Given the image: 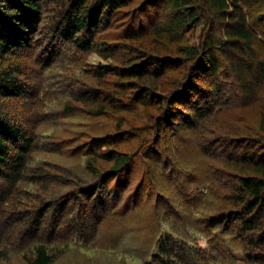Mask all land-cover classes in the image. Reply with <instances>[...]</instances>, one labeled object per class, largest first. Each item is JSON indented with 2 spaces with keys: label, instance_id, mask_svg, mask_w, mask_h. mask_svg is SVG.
Returning <instances> with one entry per match:
<instances>
[{
  "label": "rangeland",
  "instance_id": "rangeland-1",
  "mask_svg": "<svg viewBox=\"0 0 264 264\" xmlns=\"http://www.w3.org/2000/svg\"><path fill=\"white\" fill-rule=\"evenodd\" d=\"M64 1L47 0L41 12L43 21L37 26L41 35L2 63L22 65L15 75L28 94L0 97V110L35 143L30 165L43 167L54 180L47 188L19 184V190L29 189V196L16 195L15 190L6 192L10 206L0 202V264H28L36 243L47 245L53 256L51 264H151L149 255L163 233L204 249L208 246L204 234L208 232L207 219L219 218L225 225L229 216L240 214L239 178L256 173L240 160V147L253 150L255 155L264 151V79L252 76L254 90L247 95L220 53V68L213 77L219 95L211 94L204 118L191 126L180 128L176 124L159 130L168 100L191 80L194 61L185 60L177 47L201 49L204 39L212 34L225 39L223 20L214 15L211 24L202 22L172 35L169 44L151 33L152 29H162L172 16L165 0H131L115 11L108 23L103 19L100 24L96 45L102 48L106 43L113 55L104 59L95 50L81 51L53 36L50 27L63 11ZM256 1L260 3L252 4L251 16L242 2L237 6L249 16L248 25L257 34L254 55L264 59V0ZM92 3L97 4V0ZM51 39L52 49L43 52ZM50 53L53 63L44 69ZM139 56L155 57L162 63L158 85L150 88V97L144 102L139 97L147 83L121 79L118 69L115 71L125 69L124 63ZM102 67L112 72L99 75ZM208 84L203 78L199 80L201 90ZM78 94L99 95L107 108L102 113L92 111L96 105L76 101ZM108 96L113 98L109 102L105 100ZM68 105L70 110H65ZM109 153L127 154L130 164L119 178L113 175L107 179L106 191L117 196L97 224L86 214L87 199L83 196L64 207L63 224L56 230L47 225L35 233L24 220H12L14 207L33 211L41 202L78 195L80 186L99 181L95 174L111 175L112 162L104 158ZM50 216L48 213L46 219ZM263 229L264 218L255 230ZM240 232L238 221L229 224L222 244L232 251L220 256L219 264H257L247 259L248 248L239 239Z\"/></svg>",
  "mask_w": 264,
  "mask_h": 264
},
{
  "label": "trees",
  "instance_id": "trees-1",
  "mask_svg": "<svg viewBox=\"0 0 264 264\" xmlns=\"http://www.w3.org/2000/svg\"><path fill=\"white\" fill-rule=\"evenodd\" d=\"M46 1L0 0V97L18 98L26 97L28 94L25 84L20 82V79L15 75L22 65L16 62L2 63L7 56L17 55L22 49L30 47V44L36 40L34 36L41 35V31H37V26L43 21L41 12ZM129 1L131 0H97V4H94L93 0H65V3L62 4L63 7L61 6L63 11L53 19L50 27L53 36L78 50H95L104 59L113 57L109 45L104 42L105 45L102 48L96 45L95 35L99 31L102 20L106 19V23H108L112 14L126 6ZM165 2L172 16L165 22L162 29L151 30V33L160 41L171 44L172 35L183 30H190L191 27L199 26L202 22L209 25L210 19L214 15L223 20L226 37L217 39L212 34L213 36L204 39L201 49L187 45L177 47L179 54L185 57V60L194 61L190 71L191 80L189 79L182 85L181 89L183 90L173 94L171 100L167 99L168 109L165 110L164 117L157 125L159 130L166 126H176V124L180 128L191 126L194 121L198 122L204 118L210 105L211 94L215 97L219 95V85L215 79L213 80V77L220 68L218 56L220 53L224 54L223 60L227 61V64L229 63L230 71L235 76L239 87L246 94H252L251 91L254 90L253 82L250 80L252 76H255L259 81L264 79V59L257 57L253 52L257 34L248 25L252 4L258 6L260 2L256 0H165ZM239 2L249 8V16L238 8ZM252 20L251 17V23H253ZM209 32H213V26L209 27ZM52 47L51 39L46 48H43V52L48 50L50 52ZM106 53L108 54L106 55ZM231 54L236 57H232ZM46 57L50 59L44 69H48L52 65L53 53ZM136 60L130 59L129 62L124 63L127 66L125 69L116 68L115 71L118 69L116 72L121 79H132L136 83L138 82L137 84L147 83V86L141 85L143 89L141 97H139V100L144 102L145 98L150 97L148 93L150 88L156 89L158 85L156 80L159 70L162 69V63H159L160 59L158 58L147 56H139ZM105 72H112V70L102 67L98 74L101 75ZM209 77L212 78L211 81H208ZM201 78L209 83V86L203 90L199 87ZM84 95L78 94L74 99L84 102V105L89 104L91 107L96 105L94 109L90 108V110L97 113H102L107 108V105L101 101V96L86 97ZM112 99L110 96L105 98L107 102ZM157 99L164 101L163 97L158 96ZM180 105L182 108L178 107ZM65 110H70V106H66ZM34 146L35 143L28 137L27 131L15 121L7 118L0 110V202L5 201V206H10L9 196L6 192L15 190L16 195L26 194L29 196V189L19 190V184L23 182L30 186L39 184L47 188L54 180L43 167L30 165V153ZM240 149L241 156H239L242 163L250 164L252 170L256 172L252 176L239 178L236 193L242 203L241 213L229 216L225 225L224 221L219 218L207 219L208 232L204 234L207 237L208 246L204 249L188 246L171 233L159 235L155 250L149 255L151 264H175V262L178 264H219L220 256L225 257V253L232 251L229 246L226 249L222 243L225 241L223 236L233 221H238L241 224L239 239L248 248L247 259L250 262L264 264V229L258 230L257 233L255 230L256 224L264 218V151L255 155L253 150L251 151L247 147H240ZM104 158L112 162L109 167L111 175L106 177L102 174H95L96 177L99 176V181L89 186H80L78 195L72 193L65 199L59 197L41 202L33 211L28 207L21 209V206L14 207L16 211H14L15 216L12 217V220L14 222L24 220L28 224L27 227L35 233L40 229L45 230L47 225H51L53 230H56L63 224L61 218L66 213L63 211L64 207L70 202H78V199L83 196L87 199L88 206L85 212L89 214L94 225L97 224L102 218V213L107 210L110 202L117 196L112 190L106 191L107 179L113 175L119 178L128 171L130 164L127 154L109 153L105 154ZM19 204L22 203L19 201ZM48 213L52 215L50 219H46ZM216 227H220L219 231H215ZM255 250L257 252H253ZM52 260L53 256L47 245L36 243L33 246L32 255L28 259V264H51Z\"/></svg>",
  "mask_w": 264,
  "mask_h": 264
}]
</instances>
